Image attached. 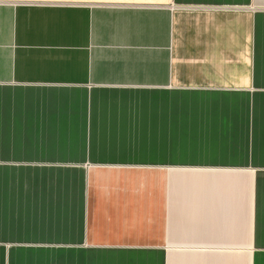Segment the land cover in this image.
<instances>
[{"label":"crops","instance_id":"crops-1","mask_svg":"<svg viewBox=\"0 0 264 264\" xmlns=\"http://www.w3.org/2000/svg\"><path fill=\"white\" fill-rule=\"evenodd\" d=\"M19 2L0 264H264V0Z\"/></svg>","mask_w":264,"mask_h":264},{"label":"rangeland","instance_id":"rangeland-1","mask_svg":"<svg viewBox=\"0 0 264 264\" xmlns=\"http://www.w3.org/2000/svg\"><path fill=\"white\" fill-rule=\"evenodd\" d=\"M26 3V2H32L35 4H52V5H57V6H71L73 7L75 4V0H20L19 3ZM74 9V8H71ZM73 12H70L68 14H71Z\"/></svg>","mask_w":264,"mask_h":264}]
</instances>
